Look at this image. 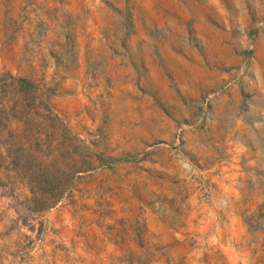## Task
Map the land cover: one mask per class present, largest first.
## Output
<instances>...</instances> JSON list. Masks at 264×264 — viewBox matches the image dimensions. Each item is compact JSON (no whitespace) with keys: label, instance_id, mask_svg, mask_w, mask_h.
I'll return each mask as SVG.
<instances>
[{"label":"rangeland","instance_id":"374dc122","mask_svg":"<svg viewBox=\"0 0 264 264\" xmlns=\"http://www.w3.org/2000/svg\"><path fill=\"white\" fill-rule=\"evenodd\" d=\"M47 134L45 210L3 161ZM0 264H264V0H0Z\"/></svg>","mask_w":264,"mask_h":264},{"label":"trees","instance_id":"16d2710c","mask_svg":"<svg viewBox=\"0 0 264 264\" xmlns=\"http://www.w3.org/2000/svg\"><path fill=\"white\" fill-rule=\"evenodd\" d=\"M9 87L24 96L25 100L30 102V107L37 102L44 103L41 90L27 78L12 77ZM45 102H47L45 108L37 107L41 111H34L30 108L26 115L30 122L41 121L56 132L58 127L62 125V121L48 106L50 103ZM15 110L12 112L15 113ZM46 136L48 137L47 141L36 140L33 142L27 140L23 143L13 141L8 144L6 151L11 158L3 161V164H7L5 171L10 180L13 182L20 181L30 187L31 192L37 191L50 196L49 199L45 200L43 207L48 210L61 201L71 189L73 178L79 172L78 164L80 162L72 160L67 163L58 159L56 154L70 152L71 146L65 148L57 141L50 139L51 134Z\"/></svg>","mask_w":264,"mask_h":264}]
</instances>
